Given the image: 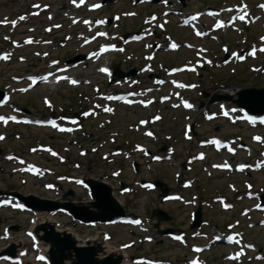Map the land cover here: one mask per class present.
Masks as SVG:
<instances>
[{
	"label": "rangeland",
	"instance_id": "374dc122",
	"mask_svg": "<svg viewBox=\"0 0 264 264\" xmlns=\"http://www.w3.org/2000/svg\"><path fill=\"white\" fill-rule=\"evenodd\" d=\"M168 1L170 3L172 2L171 0ZM245 1L250 3V7L253 9L254 14L261 12L257 7V2H264V0H187L185 6L174 0L172 5L178 4L180 8L182 7L181 9L187 13L204 9L208 6V3H215L222 6L240 5ZM71 2H73V0H0V20L8 15L11 19L21 20V15L28 14L26 18L23 16V20L25 21L22 22V26L17 29L15 33H12L11 37L13 39H20L24 35L35 36V39L31 40V43L24 46L25 48L17 50L12 55L11 61L0 63V90L10 91L7 87L12 83V75L43 71L45 67L48 66L50 58L41 55L49 50H51V57L60 58L62 61L69 59L74 53L78 54L79 52H88L90 50L81 46V41L84 37L80 38V35L87 31L86 27H83L80 23L75 24L72 22L70 17L75 13V10ZM41 3L42 8L34 7L35 4L38 5ZM48 3L52 4L50 8L47 7ZM44 6H46V10ZM84 6L78 10V14H82V12L87 15L90 14L87 10L88 5ZM83 8H85L84 11H82ZM134 9L138 12V16L135 15L134 18H130L123 15V13L127 11L134 12ZM162 9H165V6L158 0L140 6H134L133 0H111L106 2L102 11L95 14V16H107L109 18L114 17V14L124 16V18L118 22V26L112 23L108 28L113 41L117 42L122 49L123 43L121 37L123 34L127 31L135 32L141 30L142 27H145L144 16L159 14ZM33 12L39 13V18L33 15ZM52 17H54V20H51ZM160 20H162V18ZM178 20L176 16H171L169 18L167 27L168 32H170L172 36H175L179 41L190 40L192 44L197 46H208L210 48L207 56L212 57V65H205L203 68L199 69L197 73L186 74L183 77L187 81L198 84L193 90L184 91V94L194 99L198 106H201V103L204 102V106L194 111H184L180 109V107L179 109L173 108L170 102L165 104L156 102L151 106L152 110L142 109L139 106L127 107L119 105L114 115H102V111H99L100 113L98 114L100 115L97 114L95 117L91 114L87 116L82 114L78 122V124L82 126V131L77 132L76 136L61 135L49 129H41L33 126L9 125V127L5 129L0 125V132L6 134V138L0 141V167L4 168V171L0 172V189L3 190L4 194L18 190L22 192L23 195L32 193L41 197L60 198L63 200H73L75 202L89 199V196L83 189L77 187L75 184H67L65 182L61 183L63 186L62 191L59 190L57 193L45 191L42 188L44 180H38L12 171V168L17 167V164H15L14 161H6L5 154L8 152L24 155L30 160L48 166L51 171L50 181L53 182L56 180L57 174L63 173L85 176L86 178L94 177L104 179L115 187L116 195L126 204L127 210L132 211L134 215H142L146 220L147 226L151 227L150 231L140 233L138 228L129 226L101 225V230H107L111 234L112 238L110 244L119 246L123 243L135 241V244L127 249L129 256L145 254L155 258L176 260L179 262L178 264H186L185 259L191 257L190 250L186 246L174 243L167 238H164V242L160 245L151 242H139V239L145 235L155 236L157 240L163 238L156 231L155 227H153L151 220L146 219V216L150 215V211L155 205L154 202H152L154 205L150 203L155 193H147L138 189L130 194H119L120 182L132 183L135 180H140L143 176L145 177V175L146 178L160 177L161 179H166V181L174 187L173 191H181L185 193L187 197H191L195 193V190H183L180 186V182L185 177H195L197 191H199L198 193L201 195V198L203 197L207 201H212L213 196L226 194L229 196L230 200L239 201L237 195L230 190L228 183L236 184L237 188L240 190L239 193H243L246 190L244 179H246L247 176L237 175L235 173L228 174L217 170L213 171L209 166L211 162L223 161L226 156L225 153H217L209 149L208 162H195L191 172H187L183 168L180 169L178 163L182 164L185 162L188 155L194 154L200 149L197 145L198 139H204L211 135H221L223 138L241 136L250 141V136L252 134L264 133V126H260L256 129L247 127L245 123L238 122L232 124L224 119L207 121L202 115L203 110H206V112L221 113L218 102L211 105L207 104V98L203 96L205 92L221 93L227 88L264 87V73L261 70L257 71L255 69L260 67L261 63L264 64V54L258 53V56L253 58L248 53V48L253 46L254 43H258L257 45H259L261 41H263L259 40V35L264 34V29L261 24H248V26L244 25V32L240 35L237 32L229 30L222 33L216 31L219 40H214L212 38L197 39L189 29L180 28L177 23ZM37 21H42L41 27H37L33 30V26ZM10 28L9 25L0 26V48H10V41L3 38V35L8 36L10 34ZM18 32H23L24 34L18 36ZM160 34L161 38L165 40L163 32H160ZM165 42L167 41L165 40ZM222 44L229 45L230 50L234 48L239 50V52L243 49L246 50L245 54L249 57L247 62L237 65L231 62L224 68V66H222V58L224 56L221 48ZM138 45L139 44H134V46L128 48L125 54L117 53L106 56L105 60L111 61L112 66H114L115 62L119 61L125 68H132L133 66L138 68L147 63L144 54L149 53L145 48L146 44L145 46ZM256 49H258V46ZM130 52H135V54L127 57L126 55ZM195 52V49H182L177 53H165V51L161 49L157 54V59L153 61V64L156 67V71L161 70L164 75V70L166 68L162 67L165 64L168 67L187 63L189 59L195 61V59L198 58ZM37 54H40V56ZM19 56L24 57L25 60H20L18 58ZM86 64L88 65L86 66ZM74 73L81 76H89L88 79H90L92 83L87 85L83 82L80 86L75 88L68 86L66 83H62L58 85L57 90H51L46 86H39L36 90L26 95H15L12 100L20 105H27L26 108L30 110V114L74 115L82 109L94 107L86 98L91 96L96 97L97 90H95L93 84L102 83V90L112 89L115 86V82L108 83L106 79H103L98 73L96 65L92 62H85V64L76 68ZM143 77L146 79L147 74H144ZM168 89L169 90H166L165 93L175 91V89H171V87ZM162 93L163 92H160L159 96ZM43 96H50L54 105L52 108L44 106L42 100ZM173 101L177 102V99H173ZM12 109L11 106H6L5 108H1L0 112H12ZM155 112H160L164 116L162 121L154 125L157 132L155 140L146 138L142 133H138L131 129L139 118L148 117ZM193 120H195L196 134L192 141H187L183 136V127L187 121L193 123ZM263 133L262 136H264ZM167 135H171V139H167ZM111 138H114V142H112ZM39 142L51 143L60 151L62 157L49 158L44 153H31L29 151L30 147L36 146ZM138 142L144 143L145 145L148 143L147 145L154 151H157L160 145H172L175 149V153L172 155L174 159L172 161L154 164L149 161L148 158L144 161L145 159L142 152H137L135 150V144ZM117 146L127 153L118 157H113L111 155V150ZM254 146L258 147L255 153L256 157H258L259 150H264V146L263 144H254ZM250 155L253 154L249 152L244 153L241 159L246 160ZM135 159L140 162L144 161L142 172L140 170V174L138 175L135 173L132 166V162ZM237 160L236 158V161ZM118 169H121V172L114 178L115 176L112 175V172ZM209 170H211V174H209ZM177 172L181 173L180 182H178L175 176ZM251 175V181H256L255 177H258L259 182L255 185V190H259V187L264 186V178L261 174ZM24 178H26V180ZM22 179L24 181H21ZM70 189L74 190L72 195H68ZM1 197L3 196H0V198ZM166 206L165 208H167V210L175 209L172 213L176 212V215L173 217L172 222H166L162 226L187 228V236L188 239H190V233L194 231L189 230L190 228L188 225L187 213L190 207L185 209L182 205L176 206L175 204ZM245 206L248 205H242V207ZM205 210L208 214V219L211 220L209 225L203 229V231L208 233V240L212 238V234L218 228L224 227L226 223L232 222L237 218L242 220L241 228L245 230L247 240H251L250 242L254 241L258 248H264V228H260L259 225L250 228L248 225L249 219L239 216L241 205L235 210L228 212L222 211L217 204L212 205V207H207ZM32 216H34L32 213H21L10 209L0 210V234L3 233L6 226L17 225L18 229H12L11 231L13 234L12 241H20L25 246H27V244L29 245V240L24 235V229L31 226L30 218H32ZM55 219L59 221L61 228H68L75 232L82 241L89 236H94L98 231L97 227H87L78 224L71 218L61 214L56 215ZM9 243L8 241L0 240V247L2 248ZM29 249H32L31 246ZM228 251L230 250L226 249V247H223L221 244L217 245L211 251L204 253V257H206L208 261L205 264H264V260H256V252L250 254L248 258H244L242 263L227 261L224 255ZM24 264L42 263L35 262L29 251V254L25 257Z\"/></svg>",
	"mask_w": 264,
	"mask_h": 264
},
{
	"label": "water",
	"instance_id": "95a60500",
	"mask_svg": "<svg viewBox=\"0 0 264 264\" xmlns=\"http://www.w3.org/2000/svg\"><path fill=\"white\" fill-rule=\"evenodd\" d=\"M246 92L248 96L250 95L249 100L245 101L244 98H241L238 103L252 112L264 111V105L257 102V99H261L264 102V90ZM87 182L92 188V195L95 199L90 203V206L95 208V210L87 205L80 207L70 202L60 203L37 198L31 201L32 197L27 199L26 203L35 209L47 211L67 208L75 217L84 221H108L116 216L125 214L123 207L113 197L109 185L94 179H88ZM159 185L161 184L159 183ZM162 190L166 193V189ZM35 232L38 239L44 245H48L49 249L45 254L51 264H123L121 254L106 252L101 238L80 243L72 233L57 229L50 221L39 224ZM4 254L15 255L11 249H4L0 252V256Z\"/></svg>",
	"mask_w": 264,
	"mask_h": 264
},
{
	"label": "bare ground",
	"instance_id": "6f19581e",
	"mask_svg": "<svg viewBox=\"0 0 264 264\" xmlns=\"http://www.w3.org/2000/svg\"><path fill=\"white\" fill-rule=\"evenodd\" d=\"M108 54H110V53H108ZM106 56V55H105ZM235 112V110L232 112V113H234ZM53 213H47V212H39V213H37V220H36V222H37V224L39 225V224H41V222H44V221H46V220H50V221H52L53 220V218L51 217V215H52ZM98 237V236H97ZM97 237H95V238H97ZM94 238V239H95ZM101 239H102V237H101ZM103 242V241H102ZM105 243H103V245H104V247L106 248V252H117V249L115 250V249H112V247L111 246H109V242H107L106 243V241H104ZM43 250H47L48 249V245L47 244H45V245H43L42 243H41V246H40ZM119 252V251H118ZM123 264H128L127 263V261H126V259H125V257H124V260H123Z\"/></svg>",
	"mask_w": 264,
	"mask_h": 264
},
{
	"label": "snow or ice",
	"instance_id": "6c2138e0",
	"mask_svg": "<svg viewBox=\"0 0 264 264\" xmlns=\"http://www.w3.org/2000/svg\"><path fill=\"white\" fill-rule=\"evenodd\" d=\"M73 2L75 3V0H73ZM80 3H84V0H80ZM94 7H99V5H96V6H94ZM261 7H264V6H261ZM241 20H243L245 17L242 15V16H240L239 17ZM20 19L21 20H23L24 19V17L23 16H21L20 17ZM192 19H196V17H192ZM7 21H5L4 23H6ZM13 25H15V21H12L11 22ZM218 27L220 26V25H217ZM99 35H105V33H100ZM197 35H203V33H197ZM29 43H31L32 41H28ZM171 47H173V48H176L177 47V45L176 44H172L171 45ZM106 50V49H105ZM261 51H264V49H261ZM253 54H254V52H253ZM7 57H5V59H6ZM102 71H104L103 69H102ZM35 82V81H34ZM72 83H76V81H72ZM162 83V82H161ZM110 99H111V97H109ZM188 107H191V105H187ZM105 111H111V109H108V108H106L105 109ZM0 119H3V118H0ZM10 119H15V117H11ZM157 119H158V117H157ZM50 123H52L53 124V126H55V122L54 121H52V122H50ZM150 134V133H149ZM0 139H2V137H0ZM257 139H259V138H257ZM230 151L232 150V149H229ZM225 167H227V165H225ZM241 167H243V166H241ZM257 207H259V205H257ZM137 223H138V221H137ZM177 239H179V238H177ZM229 240H232L233 239V237H229L228 238ZM194 264H195V262H194Z\"/></svg>",
	"mask_w": 264,
	"mask_h": 264
}]
</instances>
